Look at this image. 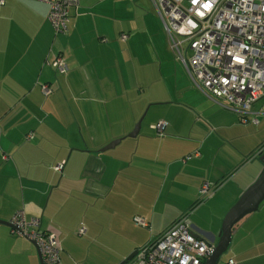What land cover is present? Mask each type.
I'll return each mask as SVG.
<instances>
[{"label": "crops", "instance_id": "obj_1", "mask_svg": "<svg viewBox=\"0 0 264 264\" xmlns=\"http://www.w3.org/2000/svg\"><path fill=\"white\" fill-rule=\"evenodd\" d=\"M48 11L43 0L0 3V221L40 216L60 240L57 264H118L183 215L214 245V221L263 169L249 162L252 107L242 115L194 83L155 0H79L65 34ZM56 56L64 72L50 66ZM203 182L219 185L198 202ZM206 206L215 214L199 229L189 218ZM263 208L240 221L251 241L229 253L237 264H264ZM0 264H40L36 245L1 222Z\"/></svg>", "mask_w": 264, "mask_h": 264}, {"label": "built area", "instance_id": "obj_2", "mask_svg": "<svg viewBox=\"0 0 264 264\" xmlns=\"http://www.w3.org/2000/svg\"><path fill=\"white\" fill-rule=\"evenodd\" d=\"M49 5L47 18L56 33H64L70 21L69 9L79 0H43ZM163 10V23L170 48L194 83L207 95L238 110L242 115L264 97V0H155ZM3 0H0L2 3ZM125 39L126 35L123 34ZM186 47H183L184 43ZM190 51V54H188ZM50 65L58 72L66 70L62 57ZM44 94L49 92L42 85ZM247 120L258 123L257 113ZM165 121L151 127L163 134ZM264 145L259 150L261 155ZM190 153L184 160L198 156ZM63 162L54 165L60 171ZM219 184L203 182L198 188V202L210 197ZM143 226L147 222L137 217ZM10 231L36 243L43 264H57L62 250L54 230L41 227V217L27 218L17 210L9 219ZM81 227L79 233H84ZM213 245L195 236L185 215L148 243L138 247L125 264H204ZM223 264H237L228 258Z\"/></svg>", "mask_w": 264, "mask_h": 264}, {"label": "water", "instance_id": "obj_3", "mask_svg": "<svg viewBox=\"0 0 264 264\" xmlns=\"http://www.w3.org/2000/svg\"><path fill=\"white\" fill-rule=\"evenodd\" d=\"M140 120L135 125L134 131L129 134L130 137L137 135L139 131ZM120 139H116L109 143L102 150L114 147ZM260 160L263 164V169L261 170L259 176L252 182L238 197V199L229 207L226 211L221 228L218 233L217 241L212 247L211 253L205 260L204 264H217L220 256L228 249L231 238L232 229L236 224H238L245 216L252 212H255L261 203L264 201V152L260 156ZM3 224L10 226L9 222L0 221ZM32 243H34L32 241ZM36 245V243H34ZM37 247V245H36ZM38 249V247H37ZM39 253V250H38ZM136 254V250L133 251L126 259L118 264H125L127 261L131 260ZM39 263L43 264L41 256L39 254Z\"/></svg>", "mask_w": 264, "mask_h": 264}, {"label": "rangeland", "instance_id": "obj_4", "mask_svg": "<svg viewBox=\"0 0 264 264\" xmlns=\"http://www.w3.org/2000/svg\"><path fill=\"white\" fill-rule=\"evenodd\" d=\"M186 45H187V43L185 42L183 44V47L185 48ZM188 54H190V51H188ZM252 110L255 113H257L258 123H253V124L249 123L247 125V132H248V136L251 139L252 143L258 144V148L254 150V153L252 155H250L251 160H249V162L256 161L258 163H262L259 160V156H260L259 150L264 145V97L260 98L258 101H256L252 105ZM250 156H248V157H250ZM240 194L236 197L234 202L238 199ZM205 201H207V200H205ZM204 202H202V203H204ZM212 208H213V206H212ZM214 209H215V207H214ZM262 211H264V210H262ZM187 212L189 213V214L187 213L188 216H190L192 214V212H194V210L189 209ZM213 214H215V211H213V209H211L210 206H206V207H203L200 211L196 212L195 215H193V217L189 218V221L193 226H195L199 229H206V228H209V225H211ZM221 222H222L221 220L220 221L215 220L214 224L216 226V224L221 223ZM240 223L238 225H240ZM247 225H248V223L247 224H245V222L241 223L239 228L234 233V235L232 237V241H231L228 249L220 256V258L218 260V264H223L228 259V257L230 256L229 253H236L237 251L244 250L246 244L251 241V238H249V236H248V230L250 229L251 226H247Z\"/></svg>", "mask_w": 264, "mask_h": 264}, {"label": "trees", "instance_id": "obj_5", "mask_svg": "<svg viewBox=\"0 0 264 264\" xmlns=\"http://www.w3.org/2000/svg\"><path fill=\"white\" fill-rule=\"evenodd\" d=\"M66 32H67V31H66ZM66 32H64V33H56V32H55V33H56V34H65ZM50 66H51V65H50ZM53 69H54V68H53ZM55 71H56V70H55ZM157 135H158V134H157Z\"/></svg>", "mask_w": 264, "mask_h": 264}, {"label": "bare ground", "instance_id": "obj_6", "mask_svg": "<svg viewBox=\"0 0 264 264\" xmlns=\"http://www.w3.org/2000/svg\"><path fill=\"white\" fill-rule=\"evenodd\" d=\"M196 236V235H195Z\"/></svg>", "mask_w": 264, "mask_h": 264}]
</instances>
